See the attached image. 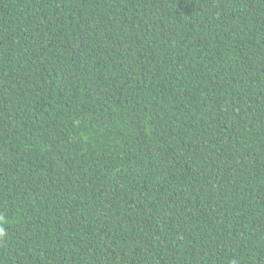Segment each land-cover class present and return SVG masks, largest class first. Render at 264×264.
<instances>
[{"label":"trees","instance_id":"obj_1","mask_svg":"<svg viewBox=\"0 0 264 264\" xmlns=\"http://www.w3.org/2000/svg\"><path fill=\"white\" fill-rule=\"evenodd\" d=\"M0 264H264V0H0Z\"/></svg>","mask_w":264,"mask_h":264},{"label":"clouds","instance_id":"obj_2","mask_svg":"<svg viewBox=\"0 0 264 264\" xmlns=\"http://www.w3.org/2000/svg\"><path fill=\"white\" fill-rule=\"evenodd\" d=\"M7 223L8 221L3 216H0V242L5 241L8 237Z\"/></svg>","mask_w":264,"mask_h":264}]
</instances>
